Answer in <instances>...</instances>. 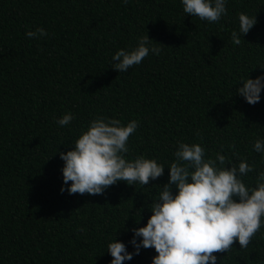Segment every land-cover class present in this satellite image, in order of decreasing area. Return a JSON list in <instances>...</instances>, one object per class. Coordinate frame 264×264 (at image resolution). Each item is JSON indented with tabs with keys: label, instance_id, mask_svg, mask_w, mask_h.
Listing matches in <instances>:
<instances>
[{
	"label": "trees",
	"instance_id": "obj_1",
	"mask_svg": "<svg viewBox=\"0 0 264 264\" xmlns=\"http://www.w3.org/2000/svg\"><path fill=\"white\" fill-rule=\"evenodd\" d=\"M226 8L209 23L185 15L180 0H0V264H109L115 233L132 250L127 229L140 217L146 223L168 168L145 186L119 181L102 195L61 192L59 152L97 115L138 122L129 159L143 154L167 166L184 141L213 158L221 151L236 160L235 151L264 168L252 150L264 137V90L255 104L235 92L241 78L264 71V0H228ZM241 12L257 23L234 45ZM37 27L47 36H25ZM143 34L160 54L117 72L112 53ZM65 112L74 119L61 127ZM155 254L142 248L122 264H150ZM214 254L217 264H264V226L247 248L234 240Z\"/></svg>",
	"mask_w": 264,
	"mask_h": 264
},
{
	"label": "clouds",
	"instance_id": "obj_2",
	"mask_svg": "<svg viewBox=\"0 0 264 264\" xmlns=\"http://www.w3.org/2000/svg\"><path fill=\"white\" fill-rule=\"evenodd\" d=\"M121 2L127 4L128 0ZM227 3L228 0H180L185 15L209 23L226 15ZM237 20L238 28L230 33L234 45H240L241 37L257 23L256 16L246 12L239 13ZM25 36L38 38L47 36V32L37 27L26 30ZM153 41L147 34L138 36L134 46L112 53L111 66L123 73L139 65L150 52L159 55L161 49ZM262 90L264 71L241 78L235 92L247 103L255 104L261 100ZM73 119L71 112H65L56 123L63 127ZM137 127L135 119L122 124L117 118L97 115L81 130L70 149L59 152L63 161L60 191L69 194L102 195L119 181L145 186L168 168L167 181L147 205L151 214L146 223L139 225L140 217L127 229L132 233L127 242L132 250L115 238L116 233L110 237L106 246L111 256L109 264L130 261L142 248H152L156 253L150 264H217L214 253H227L234 240L240 249L247 248L264 226V168L238 157L235 151L232 156L236 160L221 151L213 158L206 155L200 143L184 141H178L175 159L167 166L143 154L129 159L125 155L128 140ZM252 150L261 155L264 164V137L252 142ZM252 172L256 173L254 183L246 184L244 177Z\"/></svg>",
	"mask_w": 264,
	"mask_h": 264
}]
</instances>
